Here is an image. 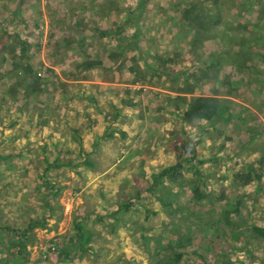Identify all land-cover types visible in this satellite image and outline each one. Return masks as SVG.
<instances>
[{
  "label": "rangeland",
  "instance_id": "374dc122",
  "mask_svg": "<svg viewBox=\"0 0 264 264\" xmlns=\"http://www.w3.org/2000/svg\"><path fill=\"white\" fill-rule=\"evenodd\" d=\"M86 61L89 82L73 81ZM196 96L216 97L220 116L183 122ZM139 114L148 131L137 139L123 126ZM96 115L102 139L83 142ZM111 141L140 143L118 160ZM163 145L173 163L141 162ZM86 159L96 172L116 165L73 176L66 163ZM177 161L178 181L153 176ZM173 185L205 192L188 203L213 222L191 226L188 209L166 227ZM262 231L264 0H0V264H264Z\"/></svg>",
  "mask_w": 264,
  "mask_h": 264
},
{
  "label": "crops",
  "instance_id": "0c3cea01",
  "mask_svg": "<svg viewBox=\"0 0 264 264\" xmlns=\"http://www.w3.org/2000/svg\"><path fill=\"white\" fill-rule=\"evenodd\" d=\"M63 50L65 52V51H68L70 49H67L65 47ZM92 69H88L87 71H84L83 73H80L78 75V79L73 80V81L80 82V83L81 82H87L90 79V76H89V72L90 71L89 70H92ZM128 69L130 70V66H128ZM62 79L64 81H69V80L64 79V78H62ZM82 100H85L86 103L89 106H92V104L89 102V100L90 101H95L94 98H92V97L91 98H84ZM64 107H66V106H64ZM65 111H68V110H65ZM65 111H64V109L61 110V112L63 114V118L62 119H67V118L70 119L72 116H70L71 114H68V113H72V112L70 111V112L64 114ZM168 112L171 115L170 110ZM165 113H166V111H165ZM41 116L42 115L40 114V116H37V118H40ZM60 117H62V116H60ZM98 117L99 116L96 115V122L95 123H93V122L91 123V127L88 129L89 130V135H86V137L83 140V142L87 141L88 138L91 139V141L93 140L94 141L93 143H95L98 140V138H99V140L102 139L101 137H99V135L101 136V134L103 133V132H101L102 124H101V119H99ZM128 122L129 123H127L126 125L123 126V130L126 132V134H129L128 131L131 128H133V126L137 127L139 129L138 130L137 139H138V137L141 138L143 136V134H145L148 131V128H147L148 123L146 121V115H143V114L134 115L131 119L128 120ZM169 124H171V120H165V119L163 120L164 129L167 131V132H165V136H168V137H169V135H171V133H169V131L167 130L168 127H169ZM54 126H56V125H54ZM55 128H57V126ZM54 131H56V130H54ZM92 135H93L94 138L92 137ZM79 142L80 141L76 142L75 144L78 143V145H80ZM87 143L84 144V145H88ZM91 143H90V146L92 145ZM100 143H101L100 144L101 148H103L104 142L100 141ZM112 143H113V141H111L109 143V147H107V148L113 147ZM139 143L140 142L130 144V142L127 141L124 144H121L120 146L118 144L117 146H115L116 148L113 147L112 149L115 148L118 151V154H121V152L123 153L118 158V160H120V159H123L124 157H126L127 155H130L128 153H130L133 150L135 145H139ZM141 143H142V141H141ZM97 147L100 148L99 146H97ZM141 159H144V160L141 161L142 163H145L147 166L149 165L150 167H152L155 164H162V163H163V165H167V164H171V163H173L175 161L174 151H173L172 147H170L169 145H167V146L163 145V153H159V151H158V153L157 152L156 153L153 152V153H151L150 156L142 155ZM97 161H98V164H99V159ZM97 161L95 163H93V161H88V163H86V165L88 164V166H90V167L85 166V164L82 163V162L79 163L80 164L79 166H77L78 164L76 163L77 161H75V160L71 161L70 163H66V164H68V166H72L70 168V170H71L70 173L73 176H75V177L85 176V175H87L89 173L90 176L96 175L97 178L100 179V175H102L101 172H106V173L108 172L110 174L113 173L114 167L116 165L115 159L113 161H111L105 169L104 168L103 169L102 168H98L99 169V171H97L98 173L96 171H93V168L95 169L96 166H97ZM102 161H103V159H102ZM136 173L137 172L134 171V175L133 176H135ZM172 191H173V192H171L172 193L171 194L172 195V205L175 206L174 207L175 210H170L169 209L170 199L163 201V223L167 224L166 227L169 224L173 223V222H180V221H178L179 219L187 217L186 210H188V209H191L190 210V212H191V216L190 217H192L191 226H194V227L198 228L199 227V223L213 222V220H210L209 215H205V214H208L210 211L203 212V211H206L205 209H207V206L205 204H201V203L198 204V203H196L194 201H192V204L188 203V200L193 195V192H185L184 194L182 192L181 193L180 192H176V189L174 188V185L172 187ZM209 193H208L207 197L210 196V199L212 198L213 200H215V197L218 196V195H220V196L224 195V194H222L223 192H209ZM188 194H190L189 197H188ZM201 194L205 195V192H201ZM239 194L240 195H244V198H245L246 201H247V199H249L251 197H255L254 196L255 192H239ZM225 195L226 196L231 195V192H225ZM184 197H185V199H184ZM214 202H213V204H214ZM213 204L210 203V206L212 208H215L214 214H216L217 213V204L216 205H213ZM221 209L222 208H219V211H221ZM223 221H224V217H220V224L221 225H222ZM253 222L255 223V219L253 220ZM258 225H259L258 227H263L262 223H258ZM185 226H187V225H185ZM219 241H220V239H217V241L215 242V245H218Z\"/></svg>",
  "mask_w": 264,
  "mask_h": 264
},
{
  "label": "trees",
  "instance_id": "16d2710c",
  "mask_svg": "<svg viewBox=\"0 0 264 264\" xmlns=\"http://www.w3.org/2000/svg\"><path fill=\"white\" fill-rule=\"evenodd\" d=\"M196 10V7L193 9V11ZM15 38H17V42L20 44V47L24 48V42L20 40V38L15 35ZM81 65H83V68L86 70L92 66H94V62L92 61H86L83 62ZM30 69V68H27ZM186 108L183 111L181 115V120L183 122H194L198 120H206L209 122H212L216 120L220 116V110H221V104L218 102V99L216 97H209V96H196L194 98H191L190 100L186 101ZM89 160H83L82 163L86 164L88 163ZM181 167H182V162L177 161L176 163L166 166V167H161L157 172L153 174V176L158 179V178H167V180L171 182L178 181L180 178H182L183 174L181 172ZM234 177L241 180L244 184H249L253 181V176L250 172L246 173H241L237 172L234 174ZM193 194L196 196L197 199H202L204 195L195 188L193 187ZM37 225V222H34L33 220H30L25 228H23L19 232V237L24 238L26 237V233L32 229L34 226ZM12 232L18 231V230H10ZM18 233V232H17ZM264 232L262 231V234ZM18 253H21V249L18 250ZM20 257V255H17ZM180 254L176 255L175 259H179Z\"/></svg>",
  "mask_w": 264,
  "mask_h": 264
}]
</instances>
